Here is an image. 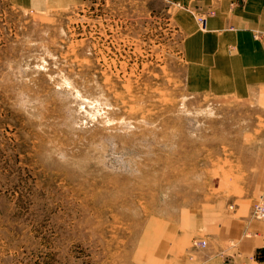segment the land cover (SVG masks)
<instances>
[{"label":"rangeland","instance_id":"rangeland-1","mask_svg":"<svg viewBox=\"0 0 264 264\" xmlns=\"http://www.w3.org/2000/svg\"><path fill=\"white\" fill-rule=\"evenodd\" d=\"M207 14L0 0V264H191L254 215L229 204L264 187V109L196 78Z\"/></svg>","mask_w":264,"mask_h":264},{"label":"crops","instance_id":"crops-1","mask_svg":"<svg viewBox=\"0 0 264 264\" xmlns=\"http://www.w3.org/2000/svg\"><path fill=\"white\" fill-rule=\"evenodd\" d=\"M174 1L189 6L197 14L215 10V14L206 17L205 38L199 45L204 62L202 73L198 75L197 71L196 78L225 77L227 88L211 87L219 93L255 98L264 109V0ZM197 49L194 43L196 53ZM210 81L213 82L212 78ZM257 193L263 196L264 187L234 198L229 206L249 212ZM250 213L215 219L205 232L207 238H211L209 248L198 253L197 260L191 264L195 261L197 264H224L225 252L237 253V261L243 260L244 264H264V221L254 217L253 211ZM253 258H257L256 261Z\"/></svg>","mask_w":264,"mask_h":264},{"label":"built area","instance_id":"built-area-1","mask_svg":"<svg viewBox=\"0 0 264 264\" xmlns=\"http://www.w3.org/2000/svg\"><path fill=\"white\" fill-rule=\"evenodd\" d=\"M254 216L264 219V198L256 204L254 208ZM197 245L206 247L207 242L205 240H200L197 242Z\"/></svg>","mask_w":264,"mask_h":264}]
</instances>
